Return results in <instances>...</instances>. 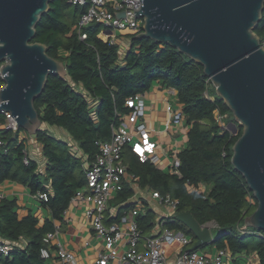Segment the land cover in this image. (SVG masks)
<instances>
[{
  "label": "trees",
  "instance_id": "1",
  "mask_svg": "<svg viewBox=\"0 0 264 264\" xmlns=\"http://www.w3.org/2000/svg\"><path fill=\"white\" fill-rule=\"evenodd\" d=\"M86 10L87 5L70 0H51L49 10L35 27L32 42L44 44L46 53L63 62L67 72L65 78L48 76L34 103L42 128L30 137L42 146L40 160L29 157L27 164L23 162L28 149L26 140L19 139V132L25 131L4 129L5 115L0 113V141L7 150H0V185L12 182L28 189L31 196L45 194L47 200L40 204L49 212L43 221L31 210L21 216L15 197L0 198V240L24 243L23 248H13L8 256L0 255V264H48L40 257L43 238L55 231V222H62L71 197L86 184L84 161L94 159L97 143L109 140L120 116L131 111L125 101L147 92L154 83L176 90L189 125L185 145L178 154L180 175L165 172L149 161L140 162L127 153L129 171L138 177L140 187L178 199L177 211L189 212L199 225L214 222L219 231L212 243L216 249H227L236 256L255 252L257 264H264V232L252 228H248L251 234L240 231L245 217L257 207L245 180L230 161L242 128L217 96L202 66L168 44L137 34L124 36L128 45L123 50L118 44L100 39L102 26L97 23L83 29L87 38L81 40L74 26ZM254 32L264 46V11ZM218 114L226 115L225 126L236 124L235 133L220 126ZM47 125L69 136L80 154L45 128ZM199 185L205 190L200 191ZM133 194L132 188L125 185L114 197L119 215L134 206L130 201ZM154 219L151 208L136 216L145 234ZM168 226L190 233L179 222Z\"/></svg>",
  "mask_w": 264,
  "mask_h": 264
},
{
  "label": "water",
  "instance_id": "2",
  "mask_svg": "<svg viewBox=\"0 0 264 264\" xmlns=\"http://www.w3.org/2000/svg\"><path fill=\"white\" fill-rule=\"evenodd\" d=\"M50 1L0 0V71L5 82L0 111L8 112L29 136L42 128L34 103L48 76L67 75L65 64L50 57L44 44L32 42ZM140 1V9L134 10L142 19L137 37L168 44L202 66L241 126L230 161L257 202L244 224L264 232V46L254 32L264 0ZM227 128L237 130L232 122ZM175 217L195 239L190 251L214 242L209 228L189 212H177Z\"/></svg>",
  "mask_w": 264,
  "mask_h": 264
},
{
  "label": "built area",
  "instance_id": "3",
  "mask_svg": "<svg viewBox=\"0 0 264 264\" xmlns=\"http://www.w3.org/2000/svg\"><path fill=\"white\" fill-rule=\"evenodd\" d=\"M70 2L87 5L86 12L80 16L74 26L81 40L87 38L83 29L97 23L102 26L99 34L101 40L118 44L125 50V45L119 37L141 32L142 19L135 17L134 14V10L140 9V0H70ZM121 12L124 13L123 17L117 15ZM4 87L5 82L0 71V90ZM162 88L167 95L165 112L174 146L164 152L161 145L152 138L144 120V93L130 97L125 101V106L131 111L122 116L116 114L120 116V123L112 127L110 139L98 142V152L94 159L90 162L84 161L86 184L75 191L63 212L62 220H65L70 210L82 208L88 228L99 243L92 264H257L258 258L255 252L236 256L227 249H216L209 254L200 252V249L190 251L189 248L195 241L193 235L183 232L178 227L168 226V223L179 222L175 217L178 212V199L152 191L149 187H140L138 177L129 171L128 164L124 160V155L127 153L135 155L140 162L149 161L165 172L180 175L177 170L180 164L178 154L185 145L184 138L189 125L178 102L176 90L169 86ZM205 96H207L206 92ZM0 113L5 115L3 128L19 132L13 117L8 112L0 111ZM225 118L226 115H217L218 122L223 128H225L223 121ZM182 128L186 129L185 133ZM182 135L183 139L180 140L178 137ZM21 136L22 132H19L20 140H22ZM65 140L72 146L76 155L80 154L75 142L69 136ZM4 145V142L0 141V150L6 153ZM25 153L23 162L27 164L29 157L33 158V156L29 152L25 151ZM161 153L165 154L166 160L162 159ZM125 185L130 186L134 191L130 199L134 206L119 215V206L113 204V200ZM199 189L204 191L205 186L199 185ZM1 197L3 196L0 195ZM34 198L39 203L47 200L45 194H37ZM247 200L253 203L252 198L248 197ZM146 208H151L155 212V219L152 228L145 234L139 229L136 216ZM207 227L210 233L212 228L217 230L215 223ZM240 231L252 233L246 226L241 227ZM256 234L262 236L261 233ZM57 235V229L45 235L40 257L48 264H79L76 255L62 246L57 240ZM211 237L214 238L212 234ZM15 247L23 248V241L0 240V255L8 256Z\"/></svg>",
  "mask_w": 264,
  "mask_h": 264
},
{
  "label": "crops",
  "instance_id": "4",
  "mask_svg": "<svg viewBox=\"0 0 264 264\" xmlns=\"http://www.w3.org/2000/svg\"><path fill=\"white\" fill-rule=\"evenodd\" d=\"M127 45L128 43H125V48H127ZM162 87L163 86L159 83H157V85L153 84V86L144 93V120L147 125H149L150 131L152 132L153 129L156 135H158L157 137L152 136V138L157 141L164 152H166L174 146V141L172 131L168 126V117L165 112V98L167 95ZM50 131L63 133L64 137L62 139L68 137L59 128H52ZM159 135L165 138L169 137L171 142L160 143L158 140V137H160ZM21 138L22 140H26L28 151H32V153H29L35 159L40 160L42 146L25 132H22ZM164 155V153H161L162 159L166 160L167 158ZM0 188V195L10 198L15 197L17 199L21 216L26 215L29 210H31L40 221H43L45 217L49 216V212L41 206L34 196L30 195L28 189L12 182L4 183L0 185ZM55 226L58 230L57 240L60 241L65 249L76 255L79 264H92L96 257L99 243L88 228L82 208L70 210L65 220H62V222H55Z\"/></svg>",
  "mask_w": 264,
  "mask_h": 264
},
{
  "label": "rangeland",
  "instance_id": "5",
  "mask_svg": "<svg viewBox=\"0 0 264 264\" xmlns=\"http://www.w3.org/2000/svg\"><path fill=\"white\" fill-rule=\"evenodd\" d=\"M119 39L120 40H122V44L123 45H125L124 43H126L125 42V37L124 36H120L119 37ZM44 127V126H43ZM48 128L49 130L50 129H52V128H55L56 129V127H50L49 125H47V126H45V128ZM226 128H227V124H226V126H225ZM148 128H149V125H148ZM151 128V127H150ZM228 130H229V128H227ZM182 131L185 133L186 132V129L185 128H182ZM53 134H55V135H57L59 138H63L64 137V134L63 133H60V132H57V133H55V131H51ZM151 135L152 136H158V135H156V133H155V130H153L152 129V132H151ZM160 137H158V140H159V142L160 143H167V142H171V140H170V138L168 137V138H165V137H163V136H161V135H159ZM29 138V137H28ZM180 140H182L183 139V135L182 136H179L178 137ZM156 139V138H155ZM28 152H31L32 153V151H28ZM34 153H35V151H34ZM36 154V153H35ZM126 155L127 154H125L124 155V160L126 161ZM161 156V155H160ZM162 157V156H161ZM1 189V188H0ZM76 225H78V224H76ZM209 227H211V226H213L214 225V223L213 222H211V223H208L207 224ZM206 225V226H207ZM75 226V225H74ZM211 234L213 235V237L214 238H216L217 236H218V231L217 230H215L214 228H212L211 229ZM216 250V248L214 247V246H212V244H207V245H205V246H203L199 251L200 252H203V253H212L213 251H215Z\"/></svg>",
  "mask_w": 264,
  "mask_h": 264
}]
</instances>
